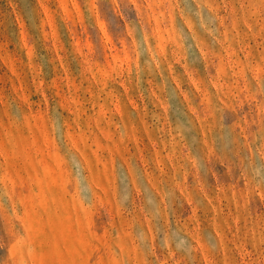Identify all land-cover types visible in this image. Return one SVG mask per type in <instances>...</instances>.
<instances>
[{"label": "rangeland", "instance_id": "374dc122", "mask_svg": "<svg viewBox=\"0 0 264 264\" xmlns=\"http://www.w3.org/2000/svg\"><path fill=\"white\" fill-rule=\"evenodd\" d=\"M0 264H264V0H0Z\"/></svg>", "mask_w": 264, "mask_h": 264}]
</instances>
